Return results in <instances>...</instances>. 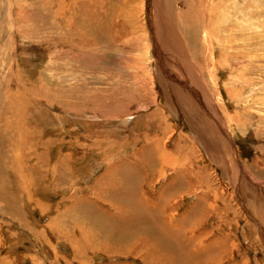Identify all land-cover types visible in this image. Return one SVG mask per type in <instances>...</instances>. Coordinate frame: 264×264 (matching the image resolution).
Masks as SVG:
<instances>
[{
    "label": "rangeland",
    "instance_id": "374dc122",
    "mask_svg": "<svg viewBox=\"0 0 264 264\" xmlns=\"http://www.w3.org/2000/svg\"><path fill=\"white\" fill-rule=\"evenodd\" d=\"M129 1L0 0V264H264V0H212L211 12L194 0L185 24L187 0H161L190 54L162 57L185 61L177 79L195 105L159 80L162 59L130 32L141 4ZM212 23L218 91L200 43ZM222 31L237 35L228 58ZM137 64L151 68L145 97ZM229 146L243 171L235 182Z\"/></svg>",
    "mask_w": 264,
    "mask_h": 264
},
{
    "label": "bare ground",
    "instance_id": "6f19581e",
    "mask_svg": "<svg viewBox=\"0 0 264 264\" xmlns=\"http://www.w3.org/2000/svg\"><path fill=\"white\" fill-rule=\"evenodd\" d=\"M126 1H129V0H126ZM207 2H208V4H209V10H210V12H211V7L212 6H210L211 5V2H212V0H206ZM218 2H221L222 0H217ZM233 1H236V0H233ZM143 2H144V0H138L137 2H136V0L134 1V0H132V1H129V3H137L138 5H137V7L138 6H140V4H141V7L139 8V12H137V11H135V10H132V11H128V23L130 24L129 26L131 27V30H130V32H134L135 34L136 33H138L139 31H143V35H144V39H145V41H146V45H147V43H148V40H150L151 41V44H152V46H153V51H154V56L156 57L155 59L157 60V62L158 61H160L161 59H162V68H159L160 70L159 71H161V74H162V76L163 77H161V76H159V77H161L159 80H161V82L163 83V84H168L169 86H170V88H171V91H172V94L174 93L175 95H176V99H178L179 100V102H182L183 104L184 103H194L196 100H197V98H193L191 95H190V93H187V92H185V90H186V88H184V83L185 84H188V82L186 81V80H183V81H179L178 79H177V76L179 75V76H181V77H183L184 78V76L182 75L183 74V72H182V70L183 69H185L186 70V64L184 63L185 61H183V62H177L174 58H173V56H172V60H168V59H166V58H163L162 57V55L164 54V55H168L169 54V49H172L173 51H171V52H173V53H177V54H181V55H186V54H189V52H188V50H187V48H186V45H185V43L184 42H182V40H181V38H180V36H181V34L180 35H178L177 33H176V31H175V28H174V26L172 25V23H171V20H170V18L168 17V15H167V13H166V10H165V7H164V5H163V3H162V1L161 0H150L146 5L148 6V9H150V10H152V14H153V20L150 18V15H151V13H149V20H148V36H147V38H146V33H145V30H144V23H143V17H142V14H141V10H142V6H143ZM214 3H215V1H213ZM187 4H188V6H187V8H188V10L186 11V13H187V16H183V20L182 19H180L179 21H181V23L183 24L184 23V21H185V23H187V21H189L191 18H192V20H193V18H194V13H195V10H192V8H191V6H194L195 7V5H194V0H187ZM218 4V3H217ZM219 4H221V3H219ZM222 4H224V3H222ZM65 5V4H64ZM128 6H130V5H126L125 6V10L127 11L128 9H133L131 6L130 7H128ZM218 7V6H217ZM228 7V6H227ZM222 8V7H221ZM220 6L218 7V9H219V13H220ZM248 8V7H247ZM246 8V9H247ZM223 9V8H222ZM245 9V8H244ZM217 10V9H216ZM251 10V9H250ZM249 9H247V11L249 12L250 11ZM133 11H135V19H133ZM222 11V10H221ZM177 12H178V10H177ZM223 12V11H222ZM225 12V11H224ZM245 12V11H244ZM175 14H176V12H174ZM193 13V14H192ZM214 13V12H213ZM213 13H212V15H213ZM226 13H228V11L226 12ZM235 13V12H234ZM246 14H248L247 12H245ZM251 14H253V12H250ZM188 14H190V17L188 16ZM215 15H217V14H215ZM221 15H223V14H220L219 16H221ZM238 15V17L237 18H239V14H237ZM245 15V14H244ZM254 15H255V13H254ZM209 16V15H208ZM214 16V15H213ZM226 16V15H225ZM253 16V15H252ZM170 17H171V13H170ZM214 18H215V16H214ZM217 16H216V18H215V20H217ZM221 18V17H220ZM231 18H232V16H231ZM230 18V19H231ZM245 18V17H244ZM211 19V18H210ZM233 19V18H232ZM254 19H255V17H254ZM140 20H142V21H140ZM221 20V19H220ZM245 20V19H244ZM250 20V19H249ZM252 20V19H251ZM195 21V20H194ZM205 21H208V20H205ZM219 21V20H218ZM217 21V22H218ZM227 21V20H226ZM248 21V20H247ZM241 22V21H240ZM184 23V24H185ZM200 23V22H199ZM233 23V22H232ZM253 23V22H252ZM210 24V23H209ZM214 23H212L210 26H208L207 25V27L204 29V33H205V35H204V38H203V40H201V45L203 46V48L208 52V50H209V55L210 56H208L209 57V62H210V64H211V66H210V71L208 72L209 73V78H210V81H211V85H210V87L211 88H213V87H215V89L218 91V89H219V87H218V83L216 84L215 83V81H214V79H213V77H212V75H211V73L212 72H215L216 70H217V67H218V65L216 64V60H215V58H216V56L218 55H216V52H215V47H214V43H213V32L215 31V32H218L217 30H211V27H213L212 25H213ZM225 24V23H224ZM236 24H238V22L236 21ZM217 25H219V24H217ZM232 25V24H231ZM235 26H237V25H235ZM235 26H233V27H235ZM253 26V25H252ZM100 27V26H99ZM250 27V26H249ZM248 27V28H249ZM220 28V27H219ZM246 28V27H245ZM229 30H230V28H228ZM251 31V30H250ZM224 31H222L221 33H223ZM236 32V31H235ZM239 33V32H238ZM203 34V33H202ZM225 33H223V35H224ZM240 34V33H239ZM202 36V35H201ZM237 36V35H236ZM235 34L234 35H231V33H226L225 34V41L221 44V54H220V56L221 55H224L225 57H229V56H231L232 54H233V48H234V46H233V48H231V45H232V38L235 40ZM232 37V38H231ZM148 39V40H147ZM201 39V38H200ZM237 39V38H236ZM236 41V40H235ZM241 41V40H240ZM244 42V41H243ZM158 43H160L161 45L160 46H158ZM238 43V42H237ZM237 43H236V45H237ZM255 43V42H254ZM235 44V43H234ZM257 44V43H256ZM236 45H235V47H236ZM247 45V44H246ZM257 46V45H256ZM261 46V45H260ZM241 47V46H240ZM249 47V46H248ZM248 47H246V50H247V48ZM239 48V47H238ZM250 49H252V48H250ZM235 50H236V48H235ZM148 51H149V45L147 46V48H141L140 49V55L143 57V60L144 61H148V58H147V55H148ZM215 52V53H214ZM190 55V54H189ZM238 55H240V54H238ZM242 55V54H241ZM234 57V56H233ZM167 58H169V56L167 57ZM171 58V57H170ZM243 58V57H242ZM225 59V58H224ZM178 60V59H177ZM253 61V60H252ZM239 62V61H238ZM159 63V62H158ZM172 63H173V65H172ZM258 64V63H257ZM190 65H193V64H191L190 63ZM259 66H261L260 64H258ZM264 65V64H263ZM133 66V65H132ZM257 66V65H256ZM135 67V66H134ZM137 67L139 68V70H140V72H137L136 73V75H135V77H136V82H137V87L140 89V90H142V95H143V97H145L144 96V92H148V89H150L151 91H153V88H149V86L151 85V82H153V78L151 77L150 78V76H151V68L149 67V66H143V65H141V64H137ZM173 67H175L176 69L174 70L175 72H176V74L175 75H173L172 74V72L170 71L171 70V68H173ZM259 69V68H258ZM193 70H194V72H195V74L197 75H195L196 76V80H198L197 79V77L199 76V74L202 72V69H200V68H196L194 65H193ZM143 74V76L145 77V79H144V81H143V79H142V74ZM151 73V74H150ZM199 73V74H198ZM260 75V74H259ZM156 76V75H155ZM248 76V75H247ZM228 77V76H227ZM229 78V77H228ZM231 79H232V77H231ZM171 80L173 81V82H171ZM196 83H197V81H196ZM233 85V84H232ZM257 85V84H256ZM205 86L207 87L208 86V83L207 84H204V88H205ZM207 88L208 90H211V88ZM188 88V87H187ZM207 89H205V91H207ZM254 89H256V88H254ZM215 90V91H216ZM260 88L258 89V92H260ZM190 91V90H189ZM138 92V91H137ZM209 92V91H208ZM242 92V91H241ZM155 92H153V94H154ZM228 93V92H227ZM236 93H239V92H236ZM236 93H234V95H233V93H229V98H230V100L232 101V103H235V102H238V101H240L241 102V99L239 98V97H235V94ZM253 93H255V91L253 92ZM200 94V93H199ZM219 94V93H218ZM147 95H148V93H147ZM192 95H194V94H192ZM213 95H215V94H213ZM201 96V95H200ZM260 96V95H259ZM218 100L219 101H217V104L216 105H219V102H220V104H221V95H219L218 97ZM247 98V97H246ZM150 99L151 100H153V102H154V100H155V98H154V96L152 95L151 97H150ZM202 99H204V100H206L207 101V97L206 96H202ZM264 99V98H263ZM212 98L210 97L209 98V100L207 101L208 103H209V106H210V108H207L208 110L207 111H210L211 113H213V114H215L219 119L218 120H220V126L223 124L222 123V120L223 119H220V117L221 116H219V114L217 113L218 112V110H217V108H216V106H213V103H212ZM215 100V99H214ZM205 101V102H206ZM204 102V101H203ZM240 102H238V103H240ZM245 102V101H244ZM243 102V103H244ZM215 103V102H214ZM247 103V102H246ZM245 103V104H246ZM252 103H254L255 104V101H253V100H251V102L249 103L250 105H252ZM260 103V102H259ZM182 104V105H183ZM204 104V103H203ZM263 104V103H262ZM185 105V104H184ZM194 105H195V103H194ZM256 105V104H255ZM205 106H206V103H205ZM189 107V106H188ZM197 108V107H196ZM161 109V108H160ZM251 109H252V107H251ZM199 110V109H198ZM249 110V109H248ZM254 110V109H253ZM252 110V111H253ZM256 112V111H255ZM257 112H259V111H257ZM263 112V111H262ZM230 113V112H229ZM260 113V112H259ZM202 114V113H201ZM231 114V113H230ZM249 115H251V114H249ZM263 115V114H262ZM229 116V115H228ZM233 116H238L237 114L236 115H233ZM232 116V117H233ZM240 116V115H239ZM163 117V116H162ZM203 117V116H202ZM159 119V118H158ZM163 119V118H162ZM167 120V119H166ZM217 120V119H216ZM233 120H234V118H233ZM262 120V119H261ZM158 121H160V120H158ZM161 121H165V120H161ZM200 121H198L197 122V124L195 125V126H193V125H190V126H192V129L195 131V134L197 135V136H199L200 138H206V133H208V128H207V126L206 125H204L202 122H200ZM217 122V121H216ZM215 122V123H216ZM169 124L168 123H164L162 126H161V131H166V130H168L169 129V127L170 126H168ZM210 126H212V124L210 125ZM218 127V126H217ZM227 132V131H226ZM165 133H167V132H165ZM169 133V132H168ZM212 133V132H211ZM220 133V132H219ZM222 136V137H221ZM187 137V136H186ZM226 136H225V133L223 132L222 133V135L220 134L219 136H218V140H221L222 141V139H224ZM227 139V138H226ZM158 140V139H157ZM205 140V139H204ZM225 140V139H224ZM220 141V142H221ZM155 142H157V141H155ZM155 142H152V143H154V145L153 146H155V148H156V146H157V144L158 143H155ZM189 142V141H188ZM162 143H164V142H162ZM206 145H211V143H210V141H209V139H207L205 142H204ZM229 143V142H228ZM160 145V144H159ZM223 145L224 146H227V144L226 143H224L223 142ZM212 146V145H211ZM225 148V147H224ZM229 148H230V146H229ZM212 149H213V151H217V149H216V147H213L212 146ZM227 150V152H225L224 153V155L225 156H223V157H225V160H227L228 161V164H229V166H230V170H231V181L232 182H235V179H237V177H239L240 178V174H242L243 173V171L241 170V167H240V165L236 162V156H235V158H234V156H232L231 157V153H232V150H231V148H230V150L231 151H229L228 150V148L226 149ZM223 152H224V150H223ZM154 153H156V152H154ZM162 152H160V158L162 159V163H167V164H170V165H172V164H175V162H176V160H175V158H173L174 157V154H173V152H167V150L165 149V151L161 154ZM233 153H235L234 151H233ZM232 153V154H233ZM152 159V158H151ZM218 159V158H217ZM222 160V159H221ZM167 164H165V165H167ZM173 166V165H172ZM247 166V165H246ZM245 168V167H244ZM138 207V206H137ZM141 209V208H140ZM264 238V237H263Z\"/></svg>",
    "mask_w": 264,
    "mask_h": 264
}]
</instances>
